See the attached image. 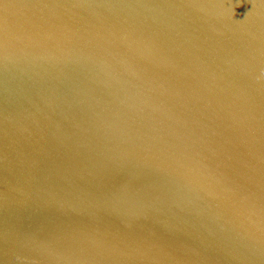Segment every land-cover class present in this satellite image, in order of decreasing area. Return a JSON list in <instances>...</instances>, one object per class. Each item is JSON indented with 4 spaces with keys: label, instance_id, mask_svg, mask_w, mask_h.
Listing matches in <instances>:
<instances>
[{
    "label": "water",
    "instance_id": "water-1",
    "mask_svg": "<svg viewBox=\"0 0 264 264\" xmlns=\"http://www.w3.org/2000/svg\"><path fill=\"white\" fill-rule=\"evenodd\" d=\"M0 264H264V0H0Z\"/></svg>",
    "mask_w": 264,
    "mask_h": 264
}]
</instances>
